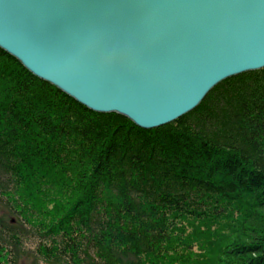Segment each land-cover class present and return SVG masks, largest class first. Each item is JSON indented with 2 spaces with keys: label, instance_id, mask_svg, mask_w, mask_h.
Here are the masks:
<instances>
[{
  "label": "trees",
  "instance_id": "trees-1",
  "mask_svg": "<svg viewBox=\"0 0 264 264\" xmlns=\"http://www.w3.org/2000/svg\"><path fill=\"white\" fill-rule=\"evenodd\" d=\"M26 255L264 264V68L144 129L90 110L0 48V264Z\"/></svg>",
  "mask_w": 264,
  "mask_h": 264
},
{
  "label": "water",
  "instance_id": "water-1",
  "mask_svg": "<svg viewBox=\"0 0 264 264\" xmlns=\"http://www.w3.org/2000/svg\"><path fill=\"white\" fill-rule=\"evenodd\" d=\"M0 48L90 110L154 129L264 68V0H0Z\"/></svg>",
  "mask_w": 264,
  "mask_h": 264
},
{
  "label": "rangeland",
  "instance_id": "rangeland-1",
  "mask_svg": "<svg viewBox=\"0 0 264 264\" xmlns=\"http://www.w3.org/2000/svg\"><path fill=\"white\" fill-rule=\"evenodd\" d=\"M30 240L36 241L37 240V236H35V239H30ZM26 243H28V241ZM29 244H31V243H29ZM34 249H35V246H34ZM28 258L29 257H27V255L26 256H22L19 264H31V260H29Z\"/></svg>",
  "mask_w": 264,
  "mask_h": 264
},
{
  "label": "bare ground",
  "instance_id": "bare-ground-1",
  "mask_svg": "<svg viewBox=\"0 0 264 264\" xmlns=\"http://www.w3.org/2000/svg\"><path fill=\"white\" fill-rule=\"evenodd\" d=\"M186 115V114H185Z\"/></svg>",
  "mask_w": 264,
  "mask_h": 264
}]
</instances>
